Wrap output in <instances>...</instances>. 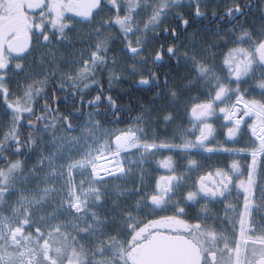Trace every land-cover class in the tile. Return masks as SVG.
I'll use <instances>...</instances> for the list:
<instances>
[{"label":"snow or ice","instance_id":"obj_1","mask_svg":"<svg viewBox=\"0 0 264 264\" xmlns=\"http://www.w3.org/2000/svg\"><path fill=\"white\" fill-rule=\"evenodd\" d=\"M208 16L0 0V264H264V0H217L228 29ZM165 58L179 85L145 71ZM125 81L153 96L118 127Z\"/></svg>","mask_w":264,"mask_h":264},{"label":"trees","instance_id":"obj_2","mask_svg":"<svg viewBox=\"0 0 264 264\" xmlns=\"http://www.w3.org/2000/svg\"><path fill=\"white\" fill-rule=\"evenodd\" d=\"M256 16H251L247 18L248 23H251L253 20H255ZM210 23L206 24V27H212L214 28L216 24H220L221 28L228 29L230 26H227L226 24L222 23L219 20V17L217 16L215 19L211 16V12H209V16L207 18ZM242 20L245 18H241ZM202 31V29H201ZM171 40V37H166L163 33H161L159 39L155 42L154 46H158L160 43H167ZM147 68H152L153 71L157 72L160 77L161 83H163L165 78H169L170 81L174 80L177 85H179L182 82V78L187 74L186 70L183 68V66L175 67V60L169 61L167 58H165L163 66H147ZM147 68L145 71H147ZM103 83L105 89H107V74L103 77ZM131 81H125L123 90L120 88H113L111 91V94L114 96V98L117 99V103L122 107L123 112L121 114L122 119L121 123L118 125L120 127L125 126V121L135 117L140 111V105L147 104L149 100L152 98L153 93L149 91H144L138 87L131 86ZM96 94V90L93 89V91L89 94L88 98H91V96H94ZM195 93H193L194 95ZM185 96L188 95V93L184 94ZM62 99V95H59ZM66 105L61 104V110H66ZM179 107V106H178ZM87 110V109H86ZM110 109L106 108L105 106H101L100 112H101V119L105 120L107 123H111L113 118L110 113ZM179 118H184L186 121V117H184L183 112L178 113ZM162 127V129H161ZM164 125H159V129H161L160 132L165 131ZM158 129V130H159ZM171 128L168 129L170 131ZM160 159V158H158ZM152 169L154 170V175L157 178L160 171L157 170V165L155 161H153L151 165Z\"/></svg>","mask_w":264,"mask_h":264},{"label":"flooded vegetation","instance_id":"obj_3","mask_svg":"<svg viewBox=\"0 0 264 264\" xmlns=\"http://www.w3.org/2000/svg\"><path fill=\"white\" fill-rule=\"evenodd\" d=\"M217 2V0H209V12H211V7L215 4ZM222 10V9H221ZM204 25L206 26V24L207 23H210V21L207 19V20H205L204 22ZM222 23H224V24H226L227 26H231L230 24H228V23H225V22H222ZM236 23V21H232V24H235ZM15 84V81H13V85ZM58 95H62V93H58ZM35 159V155L33 154V155H31V157H30V159H29V163L31 164V162H32V160H34ZM174 159H179V157H174ZM218 159H223L222 157H220V158H218ZM79 177H77V179H78Z\"/></svg>","mask_w":264,"mask_h":264},{"label":"rangeland","instance_id":"obj_4","mask_svg":"<svg viewBox=\"0 0 264 264\" xmlns=\"http://www.w3.org/2000/svg\"><path fill=\"white\" fill-rule=\"evenodd\" d=\"M147 68V67H146ZM146 70V69H145ZM118 127H120V126H118ZM161 129H162V127H161ZM161 129H159V131H161ZM165 129V128H164ZM171 131V130H170ZM169 153H165L164 155H168ZM158 158H162V157H157V159ZM157 170L158 171H160V173H159V175H158V177H157V179L160 177V176H163V175H167L168 174V172H167V170L166 169H163V168H157Z\"/></svg>","mask_w":264,"mask_h":264}]
</instances>
